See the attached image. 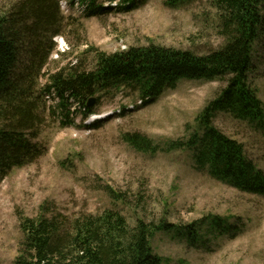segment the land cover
I'll list each match as a JSON object with an SVG mask.
<instances>
[{"label":"rangeland","instance_id":"374dc122","mask_svg":"<svg viewBox=\"0 0 264 264\" xmlns=\"http://www.w3.org/2000/svg\"><path fill=\"white\" fill-rule=\"evenodd\" d=\"M59 1L65 34L54 39L56 49L42 85L60 69H93V54H86L89 46L112 54L155 43L205 55L224 43L211 0L176 8L165 0H146L131 12L119 11L117 2L98 0L112 10L91 18L80 0ZM250 82L264 103V34L254 44ZM225 86L185 79L147 106L124 93L100 100L95 95L96 114L85 120L79 113L68 126L51 110L57 100H47V120L39 137L47 152L32 164L14 168L0 184V264H15L24 238L20 216L37 218L42 206L67 215L117 210L131 226L138 219L188 226L215 216L226 218L236 226L230 233L211 232L207 226L200 242L192 245L160 232L152 242L154 251L165 264H264V196L215 179L196 166L189 150H164L170 141L189 138L198 115ZM100 121L99 127L93 126ZM214 124L242 143L264 171V123L219 113ZM128 133L149 137L157 152L137 151L125 141ZM105 185L125 193L127 203L113 201L100 190Z\"/></svg>","mask_w":264,"mask_h":264},{"label":"trees","instance_id":"16d2710c","mask_svg":"<svg viewBox=\"0 0 264 264\" xmlns=\"http://www.w3.org/2000/svg\"><path fill=\"white\" fill-rule=\"evenodd\" d=\"M115 1L121 12L146 2L110 0ZM197 1L201 0H165L173 8ZM80 4L87 18L112 10L98 0H80ZM211 4L224 40L218 50L202 55L151 43L108 54L89 46L86 54H93V69L81 65L60 69L42 85L56 49L54 39L65 34L60 1L0 0V184L14 168L32 164L47 152L39 142L47 120V96L55 95L57 104L51 110L68 126L75 124L79 113L85 118L95 114V108L87 105L95 95L100 100L124 93L147 106L186 79L226 86L198 115L189 138L170 141L164 150H189L196 166L215 179L264 196V171L247 156L242 143L214 124L219 113L264 123V103L250 82L254 44L264 34V0H211ZM124 139L137 151L158 150L152 139L140 133H128ZM100 190L115 202L128 201L125 193L107 185ZM207 226L208 231L222 234L236 229L218 216L188 226L142 219L131 226L117 210L67 215L42 206L37 218L20 216L24 238L15 264H165L152 244L158 233H173L193 245Z\"/></svg>","mask_w":264,"mask_h":264},{"label":"water","instance_id":"95a60500","mask_svg":"<svg viewBox=\"0 0 264 264\" xmlns=\"http://www.w3.org/2000/svg\"><path fill=\"white\" fill-rule=\"evenodd\" d=\"M95 101H96L95 98H93V97L90 98V99L88 100V103H87L88 107H93Z\"/></svg>","mask_w":264,"mask_h":264}]
</instances>
